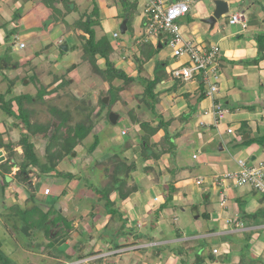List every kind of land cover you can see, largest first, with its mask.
<instances>
[{"label": "crops", "instance_id": "crops-1", "mask_svg": "<svg viewBox=\"0 0 264 264\" xmlns=\"http://www.w3.org/2000/svg\"><path fill=\"white\" fill-rule=\"evenodd\" d=\"M59 1L58 8L64 12L66 10L64 7L65 5L62 4L63 2L61 0ZM110 1L111 3H108L105 0H92V2L97 3L100 8L102 7V4L110 8L112 6L118 7L117 2L119 0ZM223 1L227 2L229 13L232 5H237L241 8V11L239 12L244 14L243 23L230 25L229 20L232 15L239 12H235L231 15L228 13V26L225 27L217 22L213 28H210V26L204 21L213 11V0H189V13L178 21H185L188 24V26H183L178 23L179 33L183 40L192 41L202 47L216 46L219 48V55L216 59L215 67L216 73L214 76L209 75L210 82L216 85V93L212 98L207 97L199 104L197 112L193 115L194 118L192 117L193 119L184 125H176L175 129L173 128L174 130L170 131L171 133L180 131V134L176 139L177 148L180 149L179 151L193 150L191 152V159L192 161L194 160L196 164L189 162L187 157L185 159V164L190 166L195 165L197 170V176L195 177H191V174L187 171H182L180 173V179L175 184L177 191L174 195V205L180 207L185 195H188L191 198V196L185 191L191 185L190 181L198 187H203V189H199V192L198 190H195V192L192 193V190H190L192 197L194 196V198H198L199 201H205L208 205H212L215 196L214 194H217L218 206L216 208L213 207L214 209L212 208L213 210L210 212H206L210 213V218L206 221L207 226L205 230H203L199 216H193L191 220L189 219L186 221V225L193 229V232L190 234H186V229L183 231L180 227H177L175 222L173 224L169 223L167 219L172 217L171 213H173L171 211L172 208L170 207L161 212L155 228L153 230L150 229L151 223L156 222L153 218L155 217L154 212L158 209L160 204H162L163 200L156 189V186L151 182L152 173L143 172L141 169L143 163L137 158L139 150H127L128 152L131 151L132 155L134 154V158H137V160H135L137 171L134 173L135 175L133 174L132 176L136 185L143 189V193H133L125 202L118 203L120 211L123 213V217L128 219L132 230H127L128 232H126V235H121L122 240H120L121 237L119 236L120 232L118 230V224L120 222L109 223L110 217L106 214L103 215V213H99L100 211H97V213L92 216H87L88 211L86 209L89 207V204L96 200V198H91L88 201L86 198L79 199L76 204L79 203L83 206V210L79 215L81 219L80 221H73V224H79V226L83 228V231H73L69 234V239L64 244L60 245L57 250L51 251L52 255L44 251V243H42L41 246H37L39 240H36L35 238H33V242H28L29 245H26V248H23L30 256L33 255L39 264H182V257L174 252L177 250L176 247L178 245H182L185 249H188V257L184 258L186 261L184 264H191L194 261V252L202 253L201 250H203L204 240L211 241L213 239H217L218 241L210 244L211 246H208L209 249L203 253L208 254L211 251V254L209 255L213 256L215 260L209 259L202 264H242L240 263L237 249H233L234 244L230 242V237L227 238V240L223 238L229 236L228 234L234 230H237L236 227H239L240 224H244L243 220L241 221L238 216L239 206L235 200L236 198L244 197V195H237L235 192L237 188L232 187L231 185L224 184L223 186H217L214 180H216V177L222 176L224 173L238 170L235 162L236 160L254 161L256 160V157H254L255 153L261 152L262 155H264V148H261L257 144H252L250 147L244 149L234 147L235 144L239 143V141L234 139V135H239L237 130L240 128V125H244L243 128L248 130L253 138L264 136V61L260 62L258 66L248 64V61L254 59L257 54L256 44L254 42L255 35L264 33V10L259 6L260 4L257 5L261 0H254L255 2L253 0ZM73 2H75L80 9H91L92 2L90 4V0H67L68 4ZM81 3H83V5H80ZM142 5L143 4L137 0L136 9L139 14L133 22V36L132 38L129 36L130 42L127 44L124 42H118L115 44L116 49L114 52L118 50V52L122 54V58V51H127L129 47L132 46L131 43L136 42L135 40L144 33V30L141 27L144 20L142 11L140 12ZM39 7L42 10L38 12L37 10H39ZM100 12L99 22L100 24H105V26H107L108 34H106V37L111 42L112 35L117 31L116 29L119 25L118 21L114 18L116 17L114 16L115 14H112V19L104 20L102 17V10H100L99 13ZM47 14V10L38 0H0V19L5 24L10 25L7 28L10 33L16 28V32L11 36H8L9 33L6 34V32L1 29L4 25H2L0 21V60L4 57H8V60H14V62L10 64H14L13 69H15L16 65H24L26 61L32 60L36 57L33 55L34 51L43 49L45 45H51V48H49L48 51L51 52L49 53L50 56H53L55 54L53 44L55 40H57V44L61 46L65 42L62 38L63 36H65V40L67 39L72 42L73 36L77 39L76 35L81 34L79 31L76 33H67L64 24L61 22L54 23L47 32H42L40 22L47 16ZM246 34H248V37H246ZM157 40L165 43L166 37H158ZM78 43H80L79 40ZM112 43L113 42H111V44ZM20 44H24V47L20 48ZM19 50H25L26 55L23 58L17 55L18 60H15L12 57V54L14 55V53ZM45 51H43V53ZM76 51L78 52V50ZM163 57L164 54L163 51H161L158 54V59L166 61L167 59ZM170 58L172 60L174 59L176 62L174 61L171 63V61L167 60V72L185 64L187 60L185 57H182L181 59L173 58L171 52ZM150 63H154V60H151L148 64ZM100 66L103 67V64ZM116 67L120 68L118 66ZM152 67H154V64L149 68L152 69ZM135 75L136 74L133 76ZM4 76V72H1L0 95L5 94L9 88V86H6L7 84L5 85L6 82ZM17 78L16 76H11L7 80L10 81ZM16 85L17 84H14L12 87V94L20 95L19 93L17 94L14 92L15 89L13 90ZM171 85L172 81H168L162 83V86H159V88L164 89ZM3 87L4 89L2 90ZM197 88L198 82L193 80L183 82V87L176 93L170 95L164 94L163 96L175 99V108H177L176 112L172 109L169 113L173 114L172 116H177L181 112L186 111L187 105L181 95L186 92L193 93ZM213 103H219L228 110H235L233 113L226 112L221 119H217L213 114ZM240 105L254 107L255 111L249 112L246 110H238L237 107ZM171 114L169 115L171 116ZM3 115L4 114L0 113V116ZM0 120L2 121L0 122V133H4L3 137L8 139V141H12L10 138V124L12 121L6 117L0 118ZM125 129L128 128H122L121 131ZM228 129H231L233 134H228ZM159 137L160 134L157 135V138ZM123 140L124 137L113 139V142H115L113 143L115 145L114 147H119ZM193 146H195V148H193ZM220 147H222V151L219 150ZM225 150H227V153L223 154ZM0 152L6 160L5 151L0 149ZM108 153H111V150L107 152V156H105L106 152L103 153L102 157L105 156V159L110 155ZM193 156H196V158H193ZM262 160H264V158L260 161ZM12 162L13 160H11V163ZM66 162L63 160L56 170L59 172H74L73 167L72 169H62L60 167V165H64L65 168L70 166L65 165ZM172 163L173 160L169 156L164 160L159 161V169L164 174L163 179L160 182L162 185H164L169 179L168 168L173 165ZM17 170V168H13L11 174L6 176L11 179V183L9 182L10 184L8 186L2 187V181L0 178V214L6 213V216L11 215L13 211L12 209L15 206L27 209L33 205H37L44 210L45 204L40 201L39 196H42L43 188L47 186V184L41 187L42 190L41 192L39 191L38 195L35 192V203L28 201L27 190L13 178ZM37 180L38 178H35L34 183L37 182ZM197 180H202L203 183L197 185ZM34 183L33 187L36 190ZM57 184L58 188H56V193L58 195L62 191L63 185L59 183ZM245 192L248 193L250 191L248 190ZM197 193H200L201 197H199ZM63 201H65V203L69 202L68 200L66 201V199ZM260 207L261 205L257 198H250L249 202L244 206V212L251 214L257 211ZM8 210H11L9 214L7 212ZM74 210H77V208H74ZM176 220H178V218L175 216L174 221ZM224 221H226L229 226ZM107 224L108 226L106 228ZM243 224L242 227L245 228V230H251H247V232L252 233V250L260 253V259L264 261V230H259L261 226L245 225V227ZM191 229L189 231H192ZM8 233H10L11 238L14 240L15 237L10 230ZM176 233H178L180 237H176ZM147 234L153 238L152 241L146 239ZM81 238H83L82 242ZM111 238H116V240L112 242L110 241ZM259 240L262 247L259 245ZM78 243L81 244L79 247ZM115 244L132 245L115 249L113 248ZM146 245L149 246L145 247ZM14 246L19 247L20 245L18 242H15ZM158 246L161 247V251L159 252L154 248ZM193 246L195 249H193ZM77 249H79V251ZM213 249H216L218 254H214ZM91 252L94 253L92 256H86L81 260L67 258V255L76 257L79 253L87 255Z\"/></svg>", "mask_w": 264, "mask_h": 264}, {"label": "trees", "instance_id": "trees-1", "mask_svg": "<svg viewBox=\"0 0 264 264\" xmlns=\"http://www.w3.org/2000/svg\"><path fill=\"white\" fill-rule=\"evenodd\" d=\"M61 1L66 8L64 12L58 8V4L60 2L59 0L40 1L42 5L44 4L46 6L45 9L48 12L46 20L44 19L45 21L42 20L40 22L41 30L45 33L54 23L61 22L64 24L65 31L67 33L81 32V34L76 35L80 43L78 45H74L72 50H80L82 52L81 56H83L80 63L89 65L92 73L100 77L102 81L107 84L108 89L105 93L100 92L99 94V103L102 106L108 107V111L110 113V108L120 102L119 96L121 93L125 90L130 91L129 88H131L132 85H135L138 87V91L135 93L137 94L135 96L138 99V107L140 104L147 106L156 119L155 121H140L138 120L135 111H127L126 114L129 119L128 122L130 123L127 128L131 130V133L121 136L124 137L122 144L111 153H108L110 155L103 161H99L100 157L98 159L94 158V164L89 168V171L92 173L98 176L101 175V178L106 181L105 185L97 186L94 182L89 184L86 181L84 182V179L76 173L59 172L56 168L65 158L71 157L72 154L77 156L76 148L81 147L84 140L89 135L93 134L92 129L94 128V125H92V122H89L90 116H87L85 122L82 121L74 126H67L65 122L69 119L67 111H62L51 106L49 108V112L54 118L59 120L57 125L54 126L52 123H31V111L25 108V105H31L36 101H43L45 96H52L53 94L57 95L59 91H62L65 87H67V85L72 82H70L71 79L67 77L68 74L73 72L79 64H71L67 69H65L66 72L63 76L53 75L52 82L50 83L52 85V89L49 90L46 89V87L40 86V91L38 92L36 98L23 94L12 95V87L16 81L11 80L9 84L11 86H9L7 92L0 95V112H2L6 118L10 120L12 119L10 124L11 129L19 130L20 134L17 142L8 141L4 143L2 139L4 133H0V149H3L6 153V160L0 163V178L2 181V187L8 186L11 183L6 182V176L11 174L13 168L18 169L13 176L14 180L25 187L28 193L27 200L34 203L36 197L35 189L28 176L33 169L36 170V178L50 177L57 180L56 182L60 180L59 184L63 185V189L58 195L59 198L66 194V188L71 182H82V187L93 192L96 196V200L90 204L91 206L88 208L86 207V210L88 211L87 216H92L97 213V211H100L99 213H103V215L106 214L110 217L109 223L120 222L118 224V229L120 232L119 236L121 237V235H126V232L132 230V227L129 225L128 219L123 217V213L120 211L118 203L125 202L133 193H143V189L136 185L132 176L137 171L136 161L134 157L128 158L125 156L126 151L132 147L130 143H133L132 140L136 139L139 150L137 158H139L143 163L142 171L152 173V184L159 188L158 190L162 194L161 198L163 202L154 212L155 217L153 218L156 222L151 223L150 229L153 230L159 221V215L163 212V210L169 208L170 205L173 208L177 207L176 205H172L174 195L177 191L175 184L179 181V179H174L176 174L178 172L181 173L182 171H187L191 174L196 169L194 165L190 166L185 164V159L189 153L187 150L179 151L180 149L177 148L176 143V139L178 138L180 131L171 134L169 126L174 122L177 123V125H184L192 119L193 115L199 108V104L206 98L207 85L200 76H196L195 78L198 82L197 90L193 93L186 92L181 95L187 105L186 111L181 112L177 116L171 115L169 119L163 118L161 114L159 115L156 113L155 106L158 103L159 97L164 94L176 93L183 87V82L180 79L174 78L166 71L167 61H161L158 59V54L162 51L164 45L166 44L158 41L156 45H153L150 41L146 40V36L142 33V35L136 39L138 44L135 49L138 52V55L133 54L131 56V62L135 65L136 73L135 76H132L124 69L117 68L116 63L111 60L110 57L115 49L106 35L101 33L100 37L97 36L96 27L99 28L100 26V13L97 3L92 2L91 9L89 10L87 8L83 13L75 2L68 4L67 0ZM48 2H52L53 6H49ZM117 3L123 13L121 18L126 21L127 31L130 25L131 33L129 36L132 38V26L135 19L134 15L136 16L138 13L136 9L137 0H119ZM262 9L264 10L263 6ZM73 11L77 13V16L72 19L73 21L67 22V16L73 13ZM143 19L141 27L145 32L148 22L147 19ZM15 32L16 28L13 29L8 36H11ZM254 42L256 44L257 54L254 59L248 61V64L258 66L260 62L264 61V33L255 35ZM131 44L133 45L134 42ZM79 45L81 46L79 47ZM48 47L51 48V45L45 46L43 50L45 51ZM59 52V54H63L62 51ZM41 53L42 52L40 51L36 52L34 53V56H41ZM40 58L43 60L42 57ZM123 58L126 60V57ZM151 60H154V67L151 76L146 78L142 75L145 72L144 66ZM25 63L28 65L30 60ZM25 63L24 66H26ZM100 64H103V67H101ZM17 66H19V64L16 65V67ZM24 78H28L27 84H29L31 80L37 79L35 74L31 77ZM168 81H172V85L170 87L164 89L159 88V86H162V83H166ZM115 82H119L121 85H115ZM6 95L9 96L8 99H6ZM105 97L109 98V103L106 105L102 102V99ZM83 107L79 109L80 112L91 109V107L87 106L86 101L84 102ZM237 108L238 110H246L249 112L255 111L254 107L251 106L248 107L240 105ZM234 110L235 109H229L228 112L233 113ZM243 127L244 125H241L238 134L239 136L247 134V138H241L239 143L235 144L234 147L244 149L250 147L252 144H257L261 148H264V136L251 138L249 131L243 129ZM130 134L132 135L130 136ZM158 134H160V137L159 140L156 141ZM36 137H40L45 140L44 153L41 157H39L36 150V144L34 141V138ZM95 138L94 142L88 147L87 152L89 154H92L99 147V140L97 137ZM15 147L21 148L22 156L20 155L19 157ZM168 156L172 158L173 165H171L170 169L168 168V173H170L168 181L162 185L160 182L162 181L164 174L159 169V161L164 160ZM11 160H13L12 163ZM260 162H264V160ZM247 163L254 166L249 160ZM98 166L100 168H97ZM250 189V192L246 193L244 197L235 199L239 206V215L242 216L240 217V220L242 221L245 219L243 222L248 223L249 226H263L264 195H261L253 188ZM257 193L261 196L260 198H257ZM250 198H257L261 207L254 213L247 214L244 212V206L247 202H249ZM12 210L26 226L32 229H41L42 239L44 238L46 240L43 244L44 251L49 254H51L52 250H57L60 245L64 244L69 239L70 231L73 230V221L66 219L60 211L55 210L53 208V204L50 205L47 211L42 210L37 205H33L27 209L15 206ZM209 216L210 213H202V217L206 221L209 220ZM108 224L106 225V228ZM28 236L30 235L28 234ZM251 236V232H244L242 233V237L240 239H234L232 236H225L224 238L227 240V238L230 237V242L234 244L233 249H237L239 254L240 263L264 264V261L253 253V241H251ZM176 237H180V235L176 233ZM146 239L148 241L153 240V238L148 234ZM38 240L37 246H41L43 242H41L42 240L40 239ZM82 240L83 238H81V242ZM115 240L116 238H111L110 241L114 242ZM80 245L81 244L78 243V247ZM130 245L132 244H115L113 248L119 249ZM208 246V241L204 240V251L201 250V254L200 252L195 251L194 261L191 264H202L209 259L215 260L213 256L209 255L211 254V251L208 254L203 253L209 249ZM154 248L158 252L161 251V247L159 246ZM176 249L177 250L174 252L182 257V264H184V262H186L184 258L188 257V249H185L182 245H178ZM193 249H195L194 246ZM77 250L79 251V249ZM93 254V252L88 253L87 255L79 253L76 257L67 255V258L81 260L84 257L92 256ZM7 263L8 262L1 251L0 245V264Z\"/></svg>", "mask_w": 264, "mask_h": 264}, {"label": "rangeland", "instance_id": "rangeland-1", "mask_svg": "<svg viewBox=\"0 0 264 264\" xmlns=\"http://www.w3.org/2000/svg\"><path fill=\"white\" fill-rule=\"evenodd\" d=\"M38 1H44V0H38ZM84 1V0H82ZM108 3H111L110 0H105ZM179 1V0H174V2ZM182 1H187V0H182ZM254 1V0H253ZM252 1V2H253ZM92 0H90V4H91ZM189 3V0L187 1ZM255 2V1H254ZM190 4V3H189ZM260 4L259 6L262 8V6L264 7V0L260 3H257V5ZM49 6H53L52 2H48ZM80 5H83V3H81ZM87 5V4H86ZM213 5V3H212ZM44 8L46 7L43 4ZM104 4H102V7H99V11L102 10V17L104 20L107 19H112L113 16L112 14H115L114 17L117 21H118V27H117V31H115L119 38L117 39H113L111 38V42H113V47L114 49H116L115 44L118 42H124L125 44L130 42V38H129V34L131 33V29H130V25H129V29L127 31L126 34L121 35L120 30H119V26L121 25L123 19L121 18L123 15L122 10L118 7H114L112 6L107 7L104 6ZM237 5H232L231 10H230V15L235 13V12H239L241 11V8H239V6ZM92 7V5H91ZM43 8V7H42ZM42 9L39 7V10H37L38 12L41 11ZM81 12L84 13V8L80 9ZM143 10V6L140 10V12ZM138 12V11H137ZM241 13V12H239ZM101 14V12H100ZM139 12L137 13V15L134 17L136 18L138 16ZM77 16V13H71L67 16L66 21L67 22H71L73 21L72 19L75 18ZM101 16V15H100ZM228 14L225 17H222L218 23L220 25L223 26H228ZM47 17H45L44 19L46 20ZM43 19V21H45ZM1 24L4 25V27H2L1 29L3 31L6 32V34L10 33V31L7 29L10 25L9 24H5L1 19ZM44 23V22H43ZM179 24L183 25V26H188V24L185 21H180L178 22ZM182 26V29H183ZM12 30V29H11ZM97 30V36L100 37L101 33H104L105 35L108 34L107 31V26H105V24H100L99 28L96 27ZM183 32V31H182ZM110 37V36H109ZM164 37V36H163ZM246 37H248V34H246ZM64 39V45H67L69 47V49L67 51H63L60 49V45H58V41L55 40L54 41V50H55V54L53 56H50L48 49H45L46 51L43 53V49L45 47H43V49L39 50L41 53V56H36L34 57L32 60H30V63H28L27 67L24 65H20L17 66L15 69H13V65L14 64H10L13 63L14 60L12 61L11 59L8 60V57H4L2 60H0V74L1 72H4L5 76H4V80H5V85L6 86H11L10 81H8L7 79H9V77L11 76H16L17 79L16 80V87L13 88V90L15 89V93H19L20 95H30L34 98H36L38 92L40 91V86L41 87H46V89H52V85L50 84L52 82L53 79V75H58V76H63L64 73L66 72L65 69H67L71 64H79V66L71 73L68 74V78H70V84L67 85V87H65L62 91H59L57 95L53 94L52 96H45L43 101H36L34 103H32L31 105H25V108H27L28 110L31 111L30 114V121L31 123H38V124H46V123H52L55 125H57V122L59 121L58 119L54 118L51 113L49 112V108L51 106L58 108L62 111H67V115L68 118L66 122L67 126H74L77 123H80L82 121H86L85 119L87 118V116H90V121L92 122V125H94V128L92 129V133L91 135H89L83 142V145L81 147H77L76 148V152H77V156L75 154H72L71 157H67L65 158V165H70L67 166L65 168L64 165H60V167L62 169H74L73 173L78 174L82 179H84V182H88L89 184H92L93 182L97 185V186H101V185H105L106 181H104V179L101 178V175L98 176L94 173H92L91 171H89V168L91 166H93L94 164V160L95 159H99V161H103L104 157L103 153H107L111 150V152L116 149L113 143V139H120V133H121V129L122 128H126L129 127L130 123L128 122V116H127V111H135L137 114V118L140 121H155L156 117L151 113V111L149 110V108L143 104H140V108L138 107V99L136 98L135 94L138 91V87H136L135 85H132L130 89V91H123L121 93L120 97V102L116 103L115 105L112 106V108H110V112L113 111L117 114H119V120L117 121V123L115 125H112L111 123H109L107 117L109 114L108 111V107L106 106H102L99 103V94L100 92L105 93V91L108 89V86L106 83H104L102 81V79L96 75H94L92 73V71L90 70L89 65L80 63L82 60V52L79 50L78 52L76 50H72V47L78 43V40L75 38V36H73L72 38V42L69 40H65V36L62 37ZM14 40V39H12ZM136 42H134V44L132 46L129 47V49L126 51H122L123 52V57H126V60L122 58V54L118 52V50L116 52H113V54L111 55V60H113L116 63V66L120 67L121 69L123 68L128 74L130 75H134L135 73V65H133V62H131V56L133 54L138 55V52L136 51L135 47L137 46L138 42L137 40H135ZM142 41V40H141ZM46 46V45H45ZM81 45H79L80 47ZM132 48V49H131ZM79 49V48H78ZM39 51H34V53L39 52ZM62 51L63 54H59ZM163 54L164 57L167 60L174 62L175 60L170 58V52L172 51V49L168 46V45H164L163 49ZM53 52V51H52ZM33 53V55H34ZM17 55H19L20 57H25V50H19L18 52H15L14 55L12 54V57L15 60L17 59ZM52 55V54H51ZM18 56V57H19ZM163 56V55H162ZM40 57L43 58V60H40ZM130 59V60H127ZM166 60V61H167ZM132 65H131V63ZM176 62V61H175ZM149 63V62H148ZM145 64L144 66V73L142 74L144 77L149 78L150 77V73L153 70L150 69L149 67L154 64V63H150V64ZM6 65V66H5ZM101 65V64H100ZM150 65V66H149ZM5 67V68H4ZM3 68V69H2ZM151 70V71H150ZM36 75L37 79L31 80V82L29 84H27V79H25L24 77H31L32 75ZM25 79V80H23ZM30 79V78H29ZM14 81V79H12ZM23 80V81H21ZM37 80V81H36ZM115 85H119V82H115ZM48 85V86H47ZM121 85V84H120ZM4 89V87L2 88V90ZM9 89V88H8ZM1 93V92H0ZM3 93V92H2ZM101 93V94H102ZM13 95V94H12ZM11 95V96H12ZM170 95V94H168ZM9 96L6 95V99H8ZM87 102V106L91 107V109L89 110H85L80 112L79 109L81 107L84 106V102ZM109 103V102H108ZM105 105V104H104ZM175 99H171L168 96H163L161 95L159 97L158 103L156 104V113L157 114H161V116H163V118L165 119H169L171 113H169V111H171L173 109V111L176 112L175 108ZM84 108V107H83ZM2 113V112H0ZM3 114V113H2ZM173 115V114H171ZM0 118H5V115L0 116ZM194 118V117H193ZM192 118V119H193ZM107 119V120H106ZM126 120V121H124ZM12 121V119L10 120ZM0 122H2L0 120ZM194 122V121H193ZM194 124V123H193ZM89 125V124H88ZM177 123H172L169 126V130L173 131L176 127ZM174 128V129H173ZM241 128V125H240ZM240 128H238L237 131L240 130ZM244 129V128H243ZM128 133H131V130L127 129L126 130ZM248 131V130H247ZM239 133V132H237ZM19 134L20 131L19 130H15V129H11V135L10 138L12 141L17 142V140L19 139ZM172 134V133H171ZM132 134H130L131 136ZM241 138H243V135H240ZM95 137L98 138L99 140V147L91 154H89L88 151V147L94 142V140L96 139ZM250 137L253 138V136L250 134ZM3 142H8V139H6L5 137H2ZM159 138L156 137V141H158ZM35 144H36V150L37 153L39 155V157H41L44 153V147H45V140L40 138V137H36L34 138ZM135 141L133 143H130V145H132L131 148H129V150L132 149H137L138 150V146H137V140H132ZM161 143V142H159ZM100 148V150H99ZM112 148V149H111ZM193 148H195V146H193ZM102 149V150H101ZM15 150L17 151L19 157L20 155L22 156V151L20 147H15ZM104 150V151H103ZM193 150L190 149L188 151V155H187V159L189 162H193L196 164V162L191 159V152ZM227 150L224 151L223 154H226ZM195 152V150H194ZM74 155V156H73ZM134 155V154H133ZM130 152H126L125 156H127L128 158L134 157ZM107 156V155H106ZM102 157V158H101ZM254 157H256V160L251 161V163H253V165H257L258 162L264 158V155H262L261 152L255 153ZM95 158V159H94ZM135 160H137V158H134ZM139 159V158H138ZM140 160V159H139ZM143 166V165H142ZM195 166V165H194ZM196 167V166H195ZM97 168H100L99 166ZM142 169V168H141ZM170 169V168H169ZM32 172H30L28 174L29 178L31 179V181L34 183L35 178L37 177V173L36 170L33 169L31 170ZM72 172V171H71ZM195 172V173H194ZM135 175V174H134ZM168 175L170 176V173H168ZM152 176V181H153V175ZM164 176V175H163ZM180 172H178L176 174V176L174 177V179L176 180L177 178L180 179ZM191 177H195L197 176V170L195 169L191 175ZM57 180L52 179V178H48V177H41L38 178L37 182L34 183V186L36 187L35 192L37 193V195L39 194V191L41 192V187L45 184H47V186H45L43 188L42 191V196H39L40 201L42 203H44V210L47 211L50 207V204H53V208L57 211H60V213L66 217V219L68 220H79L81 219V217L79 216L81 214V211L83 210V206L80 205L79 203H77V201L79 199H84L86 198V200L88 201L91 198H96V196L93 194V192L89 191L88 189H84L82 187V182H78V181H73L71 182L68 187L66 188V194L62 195L63 197L59 198L57 193H56V188H58V184L60 182V180L58 182H56ZM151 181V182H152ZM100 184V185H99ZM190 186L185 190L187 194H189L191 196V198L188 195L184 196V200L181 204L180 207H171V205L169 206L170 208H172V212L171 213L172 217H169L167 220L169 223L173 224L174 222L176 223L177 227H180L181 230H185L186 229V234H190L193 232V229H191L190 227H188V225H186V221L187 220H191V218L197 217L199 216V220L201 225L203 226V230H205L206 226H207V222L206 220L202 217V213L205 212H210L211 210H213V207H217V194H214V201L212 203V205H208V203H206L205 201H199L198 198H194V196L192 197V193L195 192V190H198V192L200 191L199 189H203V187H198L195 184L191 183L190 181ZM228 185H230V183H228ZM156 189L158 190L159 188L156 187ZM190 190H192V193L190 192ZM250 191V187H241V188H237V190L235 191L237 195H245V191ZM154 192V190H153ZM159 194H161V192L158 190ZM214 193V192H213ZM197 195L199 197H201L200 193H197ZM257 198H260L261 196L257 193ZM163 197V196H162ZM25 198V197H24ZM58 198V199H57ZM64 198V199H63ZM68 200V203H65V200ZM198 201V202H197ZM174 205V202L173 204ZM89 207L91 206L90 204L88 205ZM74 208H77V210H74ZM213 208V209H212ZM6 212V211H5ZM4 212V213H5ZM8 214L11 212V210L7 211ZM13 214L6 216L5 214H0V245H1V251L4 255V257L7 260V264H39L38 261L35 260V257L33 255H29L28 253L25 252L26 245L28 246V242H33V238L35 239H40L42 240V231L41 229H32L28 226H26L23 222H21V220L19 219L18 216L15 215V213L12 211ZM85 213V212H82ZM75 215V216H74ZM177 217L178 220L174 221V217ZM239 218L242 217L241 215H238ZM78 217V218H77ZM87 217V216H86ZM245 219H243L244 221ZM226 223V221H224ZM246 225L248 226L249 224L244 222ZM227 224V223H226ZM228 225V224H227ZM112 226V225H111ZM229 226V225H228ZM245 226V227H246ZM72 227L73 230L70 231L69 234H71L73 231H83V228L79 226V224H73L72 222ZM80 227V228H79ZM237 230H234L233 232H231L230 234H228L229 236H232V238L234 239H240L242 233L241 232H247L248 229L245 230V228L239 226L236 227ZM233 228V229H236ZM192 231H189V230ZM10 230V232L13 234V236L15 237L14 240L11 238L10 233H8V231ZM119 230V229H118ZM28 231V232H27ZM116 231V230H115ZM251 231V230H248ZM253 231V229H252ZM28 234L30 236H28ZM240 237V238H239ZM225 239V238H223ZM43 240H45L43 238ZM120 240H122V236L120 238ZM218 241L217 239H213V240H208V245L209 247L211 246L210 244H212L213 242ZM18 242V244L20 245L19 247H15L14 243ZM42 242V241H41ZM43 243H45V241H43ZM259 245L261 246V242L259 240ZM149 245H146L145 247H147ZM22 247V248H21ZM139 247V246H138ZM262 247V246H261ZM253 253L260 258V253H257L256 251H253ZM228 254V253H227Z\"/></svg>", "mask_w": 264, "mask_h": 264}, {"label": "built area", "instance_id": "built-area-1", "mask_svg": "<svg viewBox=\"0 0 264 264\" xmlns=\"http://www.w3.org/2000/svg\"><path fill=\"white\" fill-rule=\"evenodd\" d=\"M139 2L143 4L142 16L148 22L144 32L146 40L156 45L158 42L157 38L165 36V44L172 49V57L176 59L185 57L187 59L185 64L168 73L182 82L193 81L196 80V76H200L207 85L206 98H212L217 88L214 83L210 82L209 75L214 76L216 73L215 67L219 48L216 46L202 47L192 41H185L181 38L178 21L189 13V3L182 0L176 2L174 0H139ZM243 22V13L234 14L229 20L230 25ZM112 38H118V34L114 33ZM19 46L23 48L24 44ZM212 108L213 114L217 119H221L224 113H228V109L219 103H213ZM126 130L121 131V136L127 135L128 132ZM227 133L233 134V131L228 129ZM234 139L240 141L241 137L234 135ZM193 158H196V156H193ZM235 162L238 170L216 177L215 184L223 186L230 183L235 188L250 187L264 195V162L254 166L249 165L247 160H236ZM202 183V180L196 181L197 185ZM240 226L242 227V224ZM259 230H264V225ZM213 253L218 254V251L213 249Z\"/></svg>", "mask_w": 264, "mask_h": 264}, {"label": "water", "instance_id": "water-1", "mask_svg": "<svg viewBox=\"0 0 264 264\" xmlns=\"http://www.w3.org/2000/svg\"><path fill=\"white\" fill-rule=\"evenodd\" d=\"M213 11L211 13V15L204 21L206 24H208L210 26V28H213L214 25L222 18L225 17L228 13H229V8H228V4L226 1L223 0H213ZM119 30L121 35L126 34L127 31V26H126V21L123 20L121 25L119 26ZM60 49L63 51H67V45H61ZM109 98L105 97L102 99V102L106 105L108 104ZM119 120V114L111 111L108 114V121L109 123H111L112 125H115L117 123V121ZM247 138V134L244 135L243 139ZM220 151H222V147L219 148ZM74 156V155H73ZM5 161V157L2 155V153L0 152V163ZM10 177H6V182L9 183L10 182Z\"/></svg>", "mask_w": 264, "mask_h": 264}, {"label": "clouds", "instance_id": "clouds-1", "mask_svg": "<svg viewBox=\"0 0 264 264\" xmlns=\"http://www.w3.org/2000/svg\"><path fill=\"white\" fill-rule=\"evenodd\" d=\"M154 45V44H153ZM120 117V116H119Z\"/></svg>", "mask_w": 264, "mask_h": 264}]
</instances>
